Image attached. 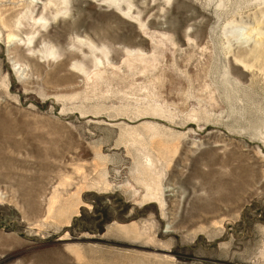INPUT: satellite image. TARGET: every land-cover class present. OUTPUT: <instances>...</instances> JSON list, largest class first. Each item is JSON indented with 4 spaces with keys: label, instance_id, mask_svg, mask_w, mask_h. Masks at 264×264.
I'll use <instances>...</instances> for the list:
<instances>
[{
    "label": "rangeland",
    "instance_id": "1",
    "mask_svg": "<svg viewBox=\"0 0 264 264\" xmlns=\"http://www.w3.org/2000/svg\"><path fill=\"white\" fill-rule=\"evenodd\" d=\"M0 264H264V0H0Z\"/></svg>",
    "mask_w": 264,
    "mask_h": 264
}]
</instances>
